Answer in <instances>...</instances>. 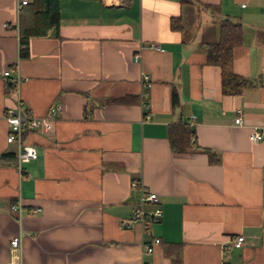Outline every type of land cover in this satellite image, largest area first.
<instances>
[{
	"label": "crops",
	"instance_id": "obj_1",
	"mask_svg": "<svg viewBox=\"0 0 264 264\" xmlns=\"http://www.w3.org/2000/svg\"><path fill=\"white\" fill-rule=\"evenodd\" d=\"M60 3L58 35L31 37L21 58L18 0H0V156L17 155L7 142V68L18 66L24 106L51 120L27 132L37 160L0 162V262L21 235L23 264H264V0ZM223 17L243 24L233 64L249 82L241 94H224L220 67L207 63L203 44L218 40ZM174 124L193 127L220 162L173 151ZM254 130L262 140H251ZM135 180L163 210L151 224L161 242L146 257L152 236L120 225L140 203Z\"/></svg>",
	"mask_w": 264,
	"mask_h": 264
},
{
	"label": "trees",
	"instance_id": "obj_2",
	"mask_svg": "<svg viewBox=\"0 0 264 264\" xmlns=\"http://www.w3.org/2000/svg\"><path fill=\"white\" fill-rule=\"evenodd\" d=\"M188 3L190 0H181ZM61 20L60 0H32L23 6L19 15L20 57L26 58L29 54V40L31 37L47 35L48 31L55 29L58 35ZM171 27L183 31L184 24L181 18H172ZM243 24L236 19L223 17L219 22V38L214 43H205L207 63L220 67L223 93L227 95L241 94L249 84L248 80L234 71V51L243 43ZM176 92L173 91V100L176 102ZM114 101H123L115 99ZM27 132L24 134L26 138ZM168 140L171 149L175 152H187L198 149L207 153L211 163L220 162L215 152L208 148H201L196 140V131L188 124H174L169 127ZM15 153L0 156L3 159L17 158ZM139 182V180H135ZM140 183V182H139Z\"/></svg>",
	"mask_w": 264,
	"mask_h": 264
},
{
	"label": "built area",
	"instance_id": "obj_3",
	"mask_svg": "<svg viewBox=\"0 0 264 264\" xmlns=\"http://www.w3.org/2000/svg\"><path fill=\"white\" fill-rule=\"evenodd\" d=\"M29 0H18L17 8L21 10L24 5L28 4ZM155 45L153 44V47ZM138 59V55L135 56ZM6 78V90L7 95L14 100V104L8 106L5 110V119L8 125V136L7 142L9 144H15L17 148V164L20 167L23 163L37 160L39 158L38 149L26 142L24 138L25 132L39 131L43 126H49L51 122L50 118L40 117L35 115L32 110L27 109L21 100L20 90L23 83V78L19 73L18 66L14 68H7L3 73ZM145 81H149L148 76H144ZM145 87H150V83H146ZM52 115L56 114V109L51 110ZM238 116L235 118V123L238 125L243 124V113L242 110H237ZM146 119H149L147 116ZM253 142H257L263 139L262 132L254 130L250 136ZM132 186L134 188L141 189V197L139 205L134 209V212L130 218L121 219L120 225L122 228L130 229L135 224H140L143 227L144 233L149 237L152 236L151 224L159 221L163 215V210L158 205V196L154 192H149L143 185L137 181H133ZM148 204L156 205L153 210L146 208ZM11 210L19 213L23 211L21 203H14L11 206ZM38 208L33 212H40ZM161 240L154 238L144 243L143 255L149 256L154 250L155 244H159ZM246 242L244 235H238L232 239V245L236 248H242ZM0 264H23V244L22 236L18 235L10 241V260L6 263L0 262ZM143 264H152L148 259H143ZM226 264V263H222Z\"/></svg>",
	"mask_w": 264,
	"mask_h": 264
}]
</instances>
